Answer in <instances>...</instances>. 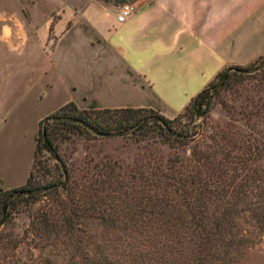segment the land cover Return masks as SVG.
I'll use <instances>...</instances> for the list:
<instances>
[{"label": "trees", "instance_id": "1", "mask_svg": "<svg viewBox=\"0 0 264 264\" xmlns=\"http://www.w3.org/2000/svg\"><path fill=\"white\" fill-rule=\"evenodd\" d=\"M263 57L226 65L172 117L151 106L72 100L42 116L33 157L48 151L62 172L38 183L29 171L23 183L0 188V225L24 200L31 204L26 239L0 231V264H236L251 238L264 235V153L257 141L206 133L196 119L206 118L214 89ZM75 135L131 138L141 151L131 165L95 162L74 177L59 147ZM21 241L41 258L12 252L9 261L4 247Z\"/></svg>", "mask_w": 264, "mask_h": 264}, {"label": "rangeland", "instance_id": "2", "mask_svg": "<svg viewBox=\"0 0 264 264\" xmlns=\"http://www.w3.org/2000/svg\"><path fill=\"white\" fill-rule=\"evenodd\" d=\"M127 1L135 2L124 0L118 4ZM103 3L114 2L0 0L1 183L13 178L12 174L24 172L32 158L38 121L57 106L70 100L80 107L114 106L132 97V90L120 88L113 79L115 72L120 71H116L108 55L96 57L99 44L92 42L93 33L84 13H75V6L91 9ZM243 72L213 90L209 111L204 114L206 118L201 116L196 121L203 119L200 127L209 134L219 131L242 143L257 141L260 152L264 153V57ZM151 107L169 117L179 111L161 109L154 104ZM139 151L141 142L125 137L86 139L75 135L62 141L59 147L62 162L72 169L74 177L92 172L95 162L117 160L124 166L131 165ZM161 151L165 154L169 148L161 146ZM260 162L264 163V159ZM60 164L52 154L42 150L34 155L29 171L32 179L44 183L59 177ZM24 201L19 208L11 210L0 231L26 239L23 232L29 222L31 204ZM250 242L236 264H264V235H255ZM3 252L9 261L12 252L26 261L41 258V250L32 248L26 241H21L15 249L6 245ZM55 259L60 260V256Z\"/></svg>", "mask_w": 264, "mask_h": 264}, {"label": "crops", "instance_id": "3", "mask_svg": "<svg viewBox=\"0 0 264 264\" xmlns=\"http://www.w3.org/2000/svg\"><path fill=\"white\" fill-rule=\"evenodd\" d=\"M135 3V11L122 22L116 19L120 4L74 7L75 13H84L92 42L99 44L96 57L108 55L120 71L113 79L133 91L128 102L114 106L154 104L180 110L223 67L245 64L264 53V0ZM32 160L33 151L24 172L3 180L0 188L23 182Z\"/></svg>", "mask_w": 264, "mask_h": 264}, {"label": "built area", "instance_id": "4", "mask_svg": "<svg viewBox=\"0 0 264 264\" xmlns=\"http://www.w3.org/2000/svg\"><path fill=\"white\" fill-rule=\"evenodd\" d=\"M136 9V3L133 1L123 2L119 6V10L116 13V19L119 22L124 21L129 17Z\"/></svg>", "mask_w": 264, "mask_h": 264}]
</instances>
